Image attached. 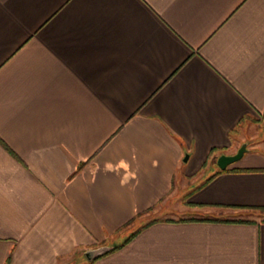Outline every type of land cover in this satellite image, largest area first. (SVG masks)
I'll list each match as a JSON object with an SVG mask.
<instances>
[{
  "label": "crops",
  "instance_id": "0c3cea01",
  "mask_svg": "<svg viewBox=\"0 0 264 264\" xmlns=\"http://www.w3.org/2000/svg\"><path fill=\"white\" fill-rule=\"evenodd\" d=\"M0 264H264V0H0Z\"/></svg>",
  "mask_w": 264,
  "mask_h": 264
},
{
  "label": "water",
  "instance_id": "95a60500",
  "mask_svg": "<svg viewBox=\"0 0 264 264\" xmlns=\"http://www.w3.org/2000/svg\"><path fill=\"white\" fill-rule=\"evenodd\" d=\"M246 142H242L240 146L237 148V150L233 153H221L216 158V164L218 168L224 169L229 164L235 162L236 160L240 159L243 153L246 151ZM187 156L185 155L184 159H186ZM110 249V246L108 245H100L94 248L86 249L84 254L88 260L93 259L94 257H97L98 255H101L102 253L106 252Z\"/></svg>",
  "mask_w": 264,
  "mask_h": 264
},
{
  "label": "trees",
  "instance_id": "16d2710c",
  "mask_svg": "<svg viewBox=\"0 0 264 264\" xmlns=\"http://www.w3.org/2000/svg\"><path fill=\"white\" fill-rule=\"evenodd\" d=\"M210 151H211L210 153H212L213 149H211ZM205 163H206V162H205ZM226 169H227V167L224 168V169H220V168H219V169L217 170V172H220V171H223V170H226ZM191 219H194V218H191ZM136 231H137V230H135L134 232H132V233L126 238V240L129 239V238H130V237H131ZM113 248H115V246H114ZM98 256H99V255H98ZM98 256H97V257H98Z\"/></svg>",
  "mask_w": 264,
  "mask_h": 264
},
{
  "label": "rangeland",
  "instance_id": "374dc122",
  "mask_svg": "<svg viewBox=\"0 0 264 264\" xmlns=\"http://www.w3.org/2000/svg\"><path fill=\"white\" fill-rule=\"evenodd\" d=\"M206 165V163L203 165V167ZM241 216H246V214L245 215H243V214H241ZM205 217V216H204ZM191 218H194V217H191Z\"/></svg>",
  "mask_w": 264,
  "mask_h": 264
}]
</instances>
